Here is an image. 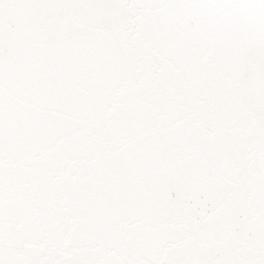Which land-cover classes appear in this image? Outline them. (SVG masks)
<instances>
[{
  "label": "snow or ice",
  "instance_id": "snow-or-ice-1",
  "mask_svg": "<svg viewBox=\"0 0 264 264\" xmlns=\"http://www.w3.org/2000/svg\"><path fill=\"white\" fill-rule=\"evenodd\" d=\"M0 264H264V0H0Z\"/></svg>",
  "mask_w": 264,
  "mask_h": 264
}]
</instances>
